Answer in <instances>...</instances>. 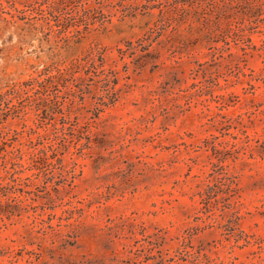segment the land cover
<instances>
[{
  "label": "rangeland",
  "instance_id": "374dc122",
  "mask_svg": "<svg viewBox=\"0 0 264 264\" xmlns=\"http://www.w3.org/2000/svg\"><path fill=\"white\" fill-rule=\"evenodd\" d=\"M263 44L264 0H0V264H264Z\"/></svg>",
  "mask_w": 264,
  "mask_h": 264
},
{
  "label": "trees",
  "instance_id": "16d2710c",
  "mask_svg": "<svg viewBox=\"0 0 264 264\" xmlns=\"http://www.w3.org/2000/svg\"><path fill=\"white\" fill-rule=\"evenodd\" d=\"M263 47H264V44H263ZM41 257V256H40Z\"/></svg>",
  "mask_w": 264,
  "mask_h": 264
}]
</instances>
